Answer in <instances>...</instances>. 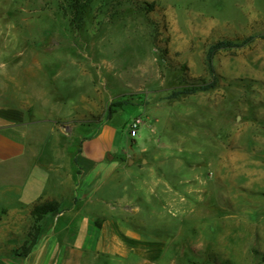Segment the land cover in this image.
Returning <instances> with one entry per match:
<instances>
[{
    "label": "rangeland",
    "instance_id": "1",
    "mask_svg": "<svg viewBox=\"0 0 264 264\" xmlns=\"http://www.w3.org/2000/svg\"><path fill=\"white\" fill-rule=\"evenodd\" d=\"M251 37L218 51L209 72L212 44ZM17 64L41 77L34 91L55 85L57 102L86 94L81 117L58 121L67 132L90 138L107 124L129 150L121 164L169 183L165 211L193 248L183 264H264V0H0V68ZM114 102L125 105L107 120ZM2 250L0 262L15 255Z\"/></svg>",
    "mask_w": 264,
    "mask_h": 264
},
{
    "label": "crops",
    "instance_id": "2",
    "mask_svg": "<svg viewBox=\"0 0 264 264\" xmlns=\"http://www.w3.org/2000/svg\"><path fill=\"white\" fill-rule=\"evenodd\" d=\"M21 67L0 68V246L15 254L1 263L183 264L193 248L178 244L181 218L165 211L169 183L154 182L152 168L121 164L129 150L107 124L90 138L81 127L67 132L59 124L81 117L86 94L57 102L55 85L34 91L41 77ZM153 184L166 187L157 193ZM44 205L55 210L34 215Z\"/></svg>",
    "mask_w": 264,
    "mask_h": 264
},
{
    "label": "trees",
    "instance_id": "3",
    "mask_svg": "<svg viewBox=\"0 0 264 264\" xmlns=\"http://www.w3.org/2000/svg\"><path fill=\"white\" fill-rule=\"evenodd\" d=\"M250 39H252V37L245 39L240 43H235V42H232L229 40H221V41H218V42L212 44L209 47V49L207 51V55H206V65H207L209 72H211V74H214L213 66H212V59H213V56L218 51H220L222 49H226V48L240 47V46L244 45ZM214 86H215V84H214V82H212L211 84L201 86V87L196 88V89H191V90L184 89V90L174 91L172 94L169 95L168 98L169 99H177V98H180L181 96L193 94L197 91H207L209 89H212ZM124 105H125L124 102L111 103L108 107V110H107V116H106L107 120H110L112 118L113 114L116 112V108H121ZM54 210H55V208L53 205H44V206L37 207L34 211V215L40 217L43 214L53 212ZM0 264H3V263L0 262Z\"/></svg>",
    "mask_w": 264,
    "mask_h": 264
},
{
    "label": "built area",
    "instance_id": "4",
    "mask_svg": "<svg viewBox=\"0 0 264 264\" xmlns=\"http://www.w3.org/2000/svg\"><path fill=\"white\" fill-rule=\"evenodd\" d=\"M145 122L141 116H137L131 119L128 125V137L131 140H135L139 136L141 128L144 126Z\"/></svg>",
    "mask_w": 264,
    "mask_h": 264
}]
</instances>
